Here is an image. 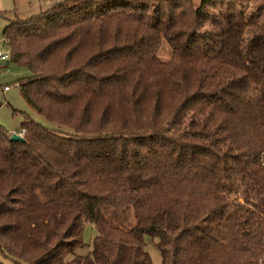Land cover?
I'll list each match as a JSON object with an SVG mask.
<instances>
[{
	"label": "trees",
	"instance_id": "16d2710c",
	"mask_svg": "<svg viewBox=\"0 0 264 264\" xmlns=\"http://www.w3.org/2000/svg\"><path fill=\"white\" fill-rule=\"evenodd\" d=\"M3 37L53 125L0 124L2 256L261 264L264 0H56Z\"/></svg>",
	"mask_w": 264,
	"mask_h": 264
},
{
	"label": "rangeland",
	"instance_id": "374dc122",
	"mask_svg": "<svg viewBox=\"0 0 264 264\" xmlns=\"http://www.w3.org/2000/svg\"><path fill=\"white\" fill-rule=\"evenodd\" d=\"M48 3L49 0H0V49L6 51L9 48L7 42H3V28L8 21L16 17L25 18L40 8L44 9ZM159 55L164 59L170 55L169 45L165 41L161 44ZM28 72L27 67L14 61L6 63L5 59H0V124L10 132L19 129L22 119L21 110L29 112L32 117L45 125H53L52 121L47 120L34 111L21 93L18 78L27 75ZM5 85L7 88H5ZM262 160L264 162V154ZM95 234L96 229L93 223H84L82 237L88 243L87 247H92ZM155 240L156 238L148 240L146 242V249L150 254L152 264H160L161 254L154 243ZM0 258L9 264H15L9 258L2 256L1 253Z\"/></svg>",
	"mask_w": 264,
	"mask_h": 264
},
{
	"label": "water",
	"instance_id": "95a60500",
	"mask_svg": "<svg viewBox=\"0 0 264 264\" xmlns=\"http://www.w3.org/2000/svg\"><path fill=\"white\" fill-rule=\"evenodd\" d=\"M9 61H10V59H6V63L9 62ZM9 137L12 140H24L23 136L20 133L16 132V131L11 132Z\"/></svg>",
	"mask_w": 264,
	"mask_h": 264
},
{
	"label": "built area",
	"instance_id": "2783aa9c",
	"mask_svg": "<svg viewBox=\"0 0 264 264\" xmlns=\"http://www.w3.org/2000/svg\"><path fill=\"white\" fill-rule=\"evenodd\" d=\"M9 54H10V49L8 48L6 51H3L0 49V59H8L9 58ZM5 88H7V86L5 85ZM20 134H22V131L18 132Z\"/></svg>",
	"mask_w": 264,
	"mask_h": 264
},
{
	"label": "crops",
	"instance_id": "0c3cea01",
	"mask_svg": "<svg viewBox=\"0 0 264 264\" xmlns=\"http://www.w3.org/2000/svg\"><path fill=\"white\" fill-rule=\"evenodd\" d=\"M56 0H49V3H48V5H46V7L45 8H47V7H49L52 3H54ZM40 3V2H39ZM39 10H41V8L39 9ZM38 10V11H39ZM37 12V11H36ZM264 263V260L261 262V264H263Z\"/></svg>",
	"mask_w": 264,
	"mask_h": 264
}]
</instances>
